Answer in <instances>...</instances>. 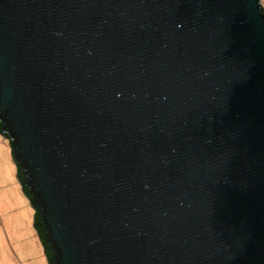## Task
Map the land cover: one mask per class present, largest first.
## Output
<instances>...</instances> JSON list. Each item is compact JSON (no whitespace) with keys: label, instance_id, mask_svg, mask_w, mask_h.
<instances>
[{"label":"water","instance_id":"obj_1","mask_svg":"<svg viewBox=\"0 0 264 264\" xmlns=\"http://www.w3.org/2000/svg\"><path fill=\"white\" fill-rule=\"evenodd\" d=\"M0 135L47 264H264L260 0H0Z\"/></svg>","mask_w":264,"mask_h":264},{"label":"rangeland","instance_id":"obj_2","mask_svg":"<svg viewBox=\"0 0 264 264\" xmlns=\"http://www.w3.org/2000/svg\"><path fill=\"white\" fill-rule=\"evenodd\" d=\"M264 7V0H260ZM33 211L16 178L8 141L0 135V264H47Z\"/></svg>","mask_w":264,"mask_h":264},{"label":"trees","instance_id":"obj_3","mask_svg":"<svg viewBox=\"0 0 264 264\" xmlns=\"http://www.w3.org/2000/svg\"><path fill=\"white\" fill-rule=\"evenodd\" d=\"M25 196V195H24ZM27 198V197H26ZM33 211V210H32ZM34 228V227H33ZM34 230H35V232H36V235H37V237H38V240H39V236H38V234H37V231H36V229L34 228ZM40 242V241H39Z\"/></svg>","mask_w":264,"mask_h":264},{"label":"crops","instance_id":"obj_4","mask_svg":"<svg viewBox=\"0 0 264 264\" xmlns=\"http://www.w3.org/2000/svg\"><path fill=\"white\" fill-rule=\"evenodd\" d=\"M23 194V193H22Z\"/></svg>","mask_w":264,"mask_h":264}]
</instances>
